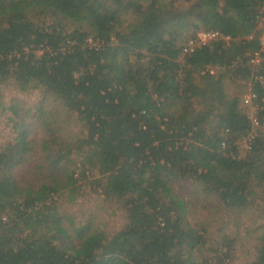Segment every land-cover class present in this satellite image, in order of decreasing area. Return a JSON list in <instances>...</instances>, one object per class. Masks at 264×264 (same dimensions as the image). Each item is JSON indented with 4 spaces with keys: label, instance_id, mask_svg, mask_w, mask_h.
Returning <instances> with one entry per match:
<instances>
[{
    "label": "trees",
    "instance_id": "1",
    "mask_svg": "<svg viewBox=\"0 0 264 264\" xmlns=\"http://www.w3.org/2000/svg\"><path fill=\"white\" fill-rule=\"evenodd\" d=\"M263 4L0 0V117L11 125L0 142V264H226L235 240H211L192 224L176 184L240 213L264 202V87L252 89L257 126L225 87L250 77ZM201 30L232 41L182 54ZM8 83L40 89L36 109L8 101ZM66 115H77L82 133L65 132ZM84 183L123 211L119 230L63 208L59 200H77ZM261 228L251 264H264Z\"/></svg>",
    "mask_w": 264,
    "mask_h": 264
},
{
    "label": "rangeland",
    "instance_id": "2",
    "mask_svg": "<svg viewBox=\"0 0 264 264\" xmlns=\"http://www.w3.org/2000/svg\"><path fill=\"white\" fill-rule=\"evenodd\" d=\"M195 0H176V5L180 8H187ZM95 44V42H92ZM218 69V68H217ZM216 72V69L214 70ZM226 90L229 95H236L240 99L244 93L250 89L249 80L245 79H226ZM3 92L6 99H17L24 103V108L36 109L37 104L42 98V91L40 89H30L29 91L21 92L12 83L3 86ZM242 104V103H241ZM243 106V105H242ZM246 112L250 110L249 106L242 107ZM65 132L70 134H80L84 130L83 124L78 120L77 115H72L65 118ZM11 130V125L8 124L7 119L0 117V142L4 141L8 132ZM45 133L39 130H32L31 137L37 140L44 138ZM249 148V143L244 141L242 143V150L245 152ZM35 165V163H33ZM79 166V165H78ZM28 170V168H26ZM77 168V174L80 173ZM24 174V173H23ZM99 175L97 173L89 176L90 181L95 180ZM31 179V178H28ZM176 189L181 190L186 199L191 201L192 213L191 222L197 224L199 227H206L209 231L211 240L217 241L222 239V233H226L235 240L231 257L226 264H251L257 257V250L260 246V234L263 232L261 225L264 218L261 216L260 208L264 207V202L257 201L245 212L232 211L225 208L216 199L205 197L203 194H195L189 182H182L176 184ZM104 197L99 193H92V186L89 183H84L82 195L72 203H67V199L59 200L64 209L69 212L96 213L98 215L97 221L101 222L102 227H106L109 232L119 230L125 223V215L122 210H118V205L104 201ZM191 199V200H190Z\"/></svg>",
    "mask_w": 264,
    "mask_h": 264
},
{
    "label": "built area",
    "instance_id": "3",
    "mask_svg": "<svg viewBox=\"0 0 264 264\" xmlns=\"http://www.w3.org/2000/svg\"><path fill=\"white\" fill-rule=\"evenodd\" d=\"M259 37V48L255 51L246 53L247 62L249 63L251 74L249 77L250 89L242 96V105L249 106L250 110L247 112L254 126L259 123L258 111L260 106L256 103L257 94L252 90L253 86L257 83L264 87V4L262 5L259 14L257 16V27ZM255 32L249 35L247 38H253ZM213 40H224L227 43L232 41L230 35H225L219 31L201 30L197 32L194 37L189 38L183 46L182 54L192 52L196 47L209 44ZM92 44L93 39H89ZM214 68L208 66L204 72L214 73ZM264 108V98L262 99V106Z\"/></svg>",
    "mask_w": 264,
    "mask_h": 264
}]
</instances>
